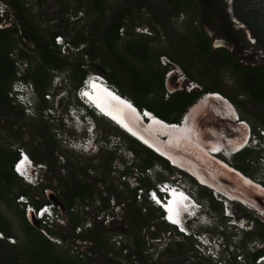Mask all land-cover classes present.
Masks as SVG:
<instances>
[{
	"label": "rangeland",
	"instance_id": "rangeland-1",
	"mask_svg": "<svg viewBox=\"0 0 264 264\" xmlns=\"http://www.w3.org/2000/svg\"><path fill=\"white\" fill-rule=\"evenodd\" d=\"M0 1L5 4V8H11L9 13L0 14V29L15 30L17 33L14 35L16 40L10 38L5 46L12 47L14 55L18 56L19 50L25 48L33 56L18 59L17 69H20L22 78H26L27 70L36 68L39 64L36 46L34 41L20 36L24 32V25L15 8L8 3L10 0ZM17 1L35 34H41L53 43L54 36L59 35L53 33L60 31L66 45L70 46L67 50H64V46L59 48L62 54L72 51V56L64 68L50 71L48 69L51 81L44 98L39 95L41 93H38V96L33 94L35 102L29 112L23 108L25 105L22 103H13V106L15 111L22 109L23 116L0 111V148L16 150L22 147L31 155L32 152L45 153L44 140L34 129V126L41 128L43 124L49 126L47 134L56 144L51 156L56 165L51 169L48 167L40 186L32 185L33 188L20 180V185L9 188L0 180V189H6L8 194L6 197H0V219L7 217L13 223L14 233L18 235L13 236L16 239L15 244L6 239L0 240L1 252L22 259L26 257L25 249L18 246L20 239L26 238L20 216L25 210V205L18 202L17 197L13 199L21 186L30 188L39 200L48 199L47 195L52 190L59 200L70 174L76 171V175L85 179L91 186L93 194L84 199H77L74 205L75 212L79 213L82 220L79 224L80 234H76V230L72 231L70 224L52 229L53 232L68 236V240H62V244L53 241L56 244L55 251L59 254L78 260L80 264H219L209 257L207 252L200 250L194 236L185 238L178 234V229H166L160 222L161 218L156 217L155 207L148 204L145 193L140 194V188L137 189L136 201L133 200L132 192L141 181L147 183L143 186L144 190L157 180L176 177L190 186L200 201L210 204L209 188H201L198 181L185 172L186 170H181L179 166L175 168L169 162L172 169L165 168L161 163H156L149 169L144 168V156L134 151V143L119 128L103 118H94L96 127L87 139L86 129L80 130L83 125L79 117H76V127L72 124L75 120L71 117L69 109L77 108L75 78L77 70L83 66H79V61L83 60L87 73L105 74L115 70L119 86L126 92L127 97L132 98L137 91L142 99L154 102L157 106L168 101L176 90L183 87L186 89L190 83L197 86L192 87V90H202L204 86H209L224 96L227 95L229 100L234 99L238 103L235 108L240 118L246 119L252 133L261 134L259 130H264V100L260 101L248 94L242 87L241 76L222 63V58L228 51L238 58L240 64H264V45L252 46L251 43L256 40L249 27L235 15L233 0H223V4L228 6L230 18L229 15L223 14L226 6L212 10L200 5L198 0L192 2L190 8L174 6L167 0H102L103 11L94 7L93 0ZM243 2L246 11H256L257 17L264 24V0ZM122 14L124 24L119 29L120 36L115 42H108L106 34L109 26L117 15ZM31 28L29 31H32ZM131 39L147 45L149 54H145L139 46L133 47V51H128L127 46ZM206 42L210 45L209 54L201 51L200 45ZM164 63H167V68L163 67ZM131 66L139 70L148 89L136 90V82L129 69ZM156 72L162 75V86L153 79V73ZM47 94L51 98H48ZM205 95L207 93L202 96ZM232 105L234 106L233 103ZM50 107L53 111H50ZM203 110L204 108L199 112L200 115L195 114L192 123H195L200 131L206 132L213 123V118L208 112L202 113ZM210 141L208 139V142ZM263 141L262 137L258 138L257 145H253L248 151L249 157L246 159L230 155L229 158L223 159L228 164L243 166L247 170L246 175L264 186V163L260 158L264 153V147L261 146ZM183 144L185 146V143ZM119 145L120 148H116ZM193 150L195 153L198 151ZM193 150L191 151L194 152ZM111 152H114L113 159L107 162ZM211 154L214 156L212 158H219ZM211 193L213 198L217 199L214 192ZM28 198L31 200L30 196ZM222 198L226 199L224 196ZM227 204L234 217H244L241 221L248 231L229 224L224 212L222 216L213 204V217L210 218L212 226L200 228L208 242L224 239V244H231L235 248L232 254L223 255V264H255L250 262V255L257 248L264 246V215L258 212L264 211L253 205V209L243 207V203ZM221 205L225 207L226 204L222 202ZM216 206L220 207V204ZM132 218L136 219V224L131 222ZM32 226L52 242L46 234L48 230L41 226ZM132 229L141 234L146 244V256L141 259L132 251ZM89 230L104 232L105 243L109 242L112 250L109 254L99 251ZM81 236L87 237L83 239ZM79 237L83 241H77ZM117 250H122V253L116 255Z\"/></svg>",
	"mask_w": 264,
	"mask_h": 264
},
{
	"label": "trees",
	"instance_id": "trees-1",
	"mask_svg": "<svg viewBox=\"0 0 264 264\" xmlns=\"http://www.w3.org/2000/svg\"><path fill=\"white\" fill-rule=\"evenodd\" d=\"M7 1V0H5ZM172 5L178 6V7H186L190 8L192 6V2L194 3L195 0H167ZM8 2V1H7ZM102 0H93L94 7H96L98 10L103 11V8L101 6ZM200 5L206 6L211 8L212 10H217L225 6L223 4V0H198ZM11 5L15 8L18 17L20 18L22 24L24 25V32L20 34L21 37H26L30 41H34V44L36 46V52H37V60L39 61V64H37L36 68L28 69V76L26 75V80H31L35 83L37 90L42 98H44V93L47 91V86L50 84V76L51 73L50 70L64 68L65 64H68L71 58V52L67 54H62L59 46L55 45L54 41L53 43L50 42V39L46 38L45 36H42L41 34H35V30L31 28L30 23L28 20H26L25 14L22 12V7L18 3L17 0H10ZM233 9L236 16H238L239 20L243 21L244 24H246L249 29L251 30L253 36L256 39V42L252 44V46L256 45H264V24L262 23L261 19L258 18V14L256 11H250L245 9V2L243 0H233ZM224 16H228V12L225 11ZM124 24V14L117 15L114 20L111 22L108 31H107V40L108 42H115L117 38H119V29ZM32 29V31H29V29ZM61 34L60 31H57L54 34ZM17 34L15 30L10 29H0V111H3L5 113H13L16 116H23V110L18 108V111H15L13 106V102L11 98L9 97V89L11 88V84L16 78V72H17V66L15 64V60L10 57V52L12 50V47L7 48L6 42L12 38L14 41L15 37L14 35ZM129 35V33H128ZM16 40V39H15ZM129 45L127 46L128 51H133V47L139 46V48L145 53L149 54V49L147 45L144 43H140V41L131 39L129 40ZM201 51L205 54L210 53V45L208 42L203 43L200 45ZM226 54V53H225ZM80 55V58L83 59L82 55ZM140 55V54H139ZM142 55V54H141ZM19 58H22V60L25 58H32L33 56L29 54L27 49L21 48L18 53ZM126 61V60H125ZM124 61V63H126ZM222 63H224V66H228L231 69H233L235 72H237L241 78H242V87L243 89L250 94L252 97L257 98L258 100L262 101L264 100V64L261 65H243L238 62V58L235 57L233 54L228 53L223 56ZM128 63V62H127ZM83 65L85 66V63L83 60L79 61V66ZM79 67V69L76 72V78L75 82L76 85L81 84L83 78L85 77L87 71L84 67ZM111 69H114L112 65H109ZM166 67L167 66H164ZM49 69V71H48ZM132 72L133 78L136 82V90L141 89H148V86L146 84V80H144L143 77H141V74L139 70L131 66L129 68ZM106 76L109 78V80L115 84L120 92L123 95H127L126 92L119 86V78L116 74L115 70L110 72H105ZM153 79L157 80L160 86H162V75L156 73H153ZM148 83V82H147ZM209 91H217L213 90V88L209 86H204L202 90H190L187 91L184 87L181 90H176L174 93H172L170 99L163 103L161 106H157L154 104V102L144 100L138 95V92H135V96H133L131 99L133 100V103L136 104L139 108L145 107L151 110L156 116L166 120L167 122H176L179 123L184 113L187 111V109L192 106L194 103H196L199 99V97L202 96L203 93L209 92ZM227 98L228 96L225 95ZM230 101L234 104V106H238V103L230 98ZM241 117H243L241 115ZM243 119H245L243 117ZM106 120V119H105ZM246 120V119H245ZM109 122L108 120H106ZM112 124L111 122H109ZM114 127H117L115 124H112ZM33 126V125H32ZM49 126L42 125L41 128H37L34 126L35 132L38 136L42 137L45 143V153L36 154L35 152H32V157L38 161V162H44L48 164V167L51 169L55 167L56 161L54 158H52V151H54V148L56 147V144L53 140H51L50 136H48L47 132L49 131ZM119 130L127 136L133 143H134V151L136 153H140L144 156L143 158V164L142 166L144 168H150L156 163H161L164 165L167 169H172L173 167L168 164V161L158 155L156 152H154L149 147L142 144L140 141L135 139L134 137L130 136L129 134L125 133L123 130L119 128ZM251 148H245L240 152H237L234 156H241V158H248ZM50 152V154H49ZM114 152H111L109 156L107 157V162H111L113 159ZM17 157V151L11 150V149H5L0 148V180L3 181L7 187L12 188L13 185H20L21 178H19L15 172L12 170V163ZM234 167L242 171L244 174H247L246 168L243 166H240L238 164H233ZM80 174V171H78ZM249 176V175H248ZM193 179V178H192ZM147 183H141L135 187L132 192L134 194L133 200L136 201V194L137 189L142 188L143 186H146ZM29 185V184H27ZM151 185V184H150ZM32 186V185H29ZM33 187V186H32ZM34 188V187H33ZM206 188V187H201ZM93 194L91 186L88 185V183L83 178H79L78 175H76V171L74 173H71L66 188L63 187L62 189V198L59 199L60 203H62L65 208H67V211L70 216L69 224L71 225L72 231L75 230L76 226H78L81 223V216H79L78 212L70 211L69 208L75 205L77 199H84L87 196H90ZM7 191L4 188L0 189V197H6ZM19 195H26L31 197V203H33L35 206H40L42 203L49 201V199H42L39 200L37 197H35L32 194V191L30 188H24L21 186L18 194L13 196V199H16ZM209 198L211 200V203L213 204L214 208L216 207L217 210H219L220 213H222V205L221 202H217L213 196L211 191H209ZM216 204H220V207H217ZM155 207V206H152ZM163 214V211L159 207H155V215L156 217L161 218ZM21 219L23 220L24 225V231L26 238L20 239V245H18L20 248H24L26 251V257L24 259L20 258L19 256L15 255H8L0 250V264H80L78 260L72 259L69 256H66L64 254H59L55 251V245L53 241L51 242L48 240L44 234L30 223L28 218L26 217L25 210H23L20 214ZM131 222L136 224V219H131ZM161 224L166 228H173L175 230V227L168 224L163 218H161ZM41 228H47L40 223ZM136 226V225H135ZM51 233L59 235L64 241L68 240V236L60 233V232H53ZM91 232L90 235L93 236L96 246L98 247L99 251L109 254L112 250L109 245V242L105 243V236L103 235L104 232H97L95 230H89ZM0 232H3L5 236H16L13 231V223L7 219V217L0 219ZM179 235L189 238V236L184 235L181 232H178ZM133 235V244H132V251L137 255L138 258L141 259V257H145V241L142 239L141 234H137L136 232L131 231V234ZM83 238H86L87 236H81ZM3 240V239H0ZM15 244V243H14ZM144 252V254H143ZM122 250L115 251V254H121ZM258 255H264V246L261 248H257L251 255H250V262L255 263V259ZM128 258V256H127Z\"/></svg>",
	"mask_w": 264,
	"mask_h": 264
},
{
	"label": "bare ground",
	"instance_id": "bare-ground-1",
	"mask_svg": "<svg viewBox=\"0 0 264 264\" xmlns=\"http://www.w3.org/2000/svg\"><path fill=\"white\" fill-rule=\"evenodd\" d=\"M101 87L105 90L102 85ZM107 88L115 92L118 101L126 106L121 105L119 109L116 108L112 98L106 94H102L104 96L99 99L95 97V100L97 106L103 112L102 114L106 115L117 127L138 141L141 142L142 140L146 144L141 143L147 147L150 146L159 150L162 155L171 159L177 166L189 171L187 173L193 178H198L201 183L205 184L206 188H209L207 186L209 185L218 191L234 195L240 204L243 201L247 205H253L264 211V186L233 165L228 164L226 160L212 158L214 156L208 149L211 146H220L222 151L235 149L246 141L249 124L246 123V120L240 118L237 109L230 104L231 101L226 96L218 91L207 92V95L201 96L196 103L190 106L183 123H179L178 126V124H171L156 116L147 108H145V111L142 109L136 110L130 97L122 95L109 85H107ZM87 93L93 96L90 92ZM202 108H204L202 113L208 112L213 118V123L207 128L206 132L200 131L197 125L192 123L195 114L199 113ZM230 113L238 114L239 119L235 121ZM139 114H147L150 123L148 120L141 121ZM238 121L242 122L239 123ZM208 139L211 141L208 142ZM183 143H185V146ZM193 149L198 151L195 153ZM171 193L175 198L181 195L179 190H172ZM218 194L220 195V193ZM166 208L169 211L171 223L177 221L178 216L173 208L169 205ZM164 212L166 213L165 210Z\"/></svg>",
	"mask_w": 264,
	"mask_h": 264
},
{
	"label": "clouds",
	"instance_id": "clouds-1",
	"mask_svg": "<svg viewBox=\"0 0 264 264\" xmlns=\"http://www.w3.org/2000/svg\"><path fill=\"white\" fill-rule=\"evenodd\" d=\"M4 5L5 4L0 1V6L5 7ZM6 10H7L6 13H9L11 8L6 6ZM12 14L14 15V13H12ZM59 35H61V34H59ZM54 38H55V36H54ZM63 40H64V42H62L61 44H64L67 47L70 46L69 44L66 45L64 36H63ZM255 42L256 41H254V43ZM251 44H253V42ZM55 45H57V44L55 43ZM57 46L61 47L62 45H57ZM69 52H71V51L69 50ZM163 65L167 66V63H164ZM57 72H59V71H57ZM24 80H25V82H28V80H26V79H24ZM193 84L194 83H190L186 87V89L188 91L192 90L191 88L192 87L194 88ZM101 85L105 88V90H108L110 92L103 90ZM107 85L113 87V85H115V84H113L109 80V78L106 76V74L89 72V73H86L85 77L82 80V83L76 85V87H75L74 94L76 96L78 104H77V108H75V107L71 108V109H69V112L71 114V117L75 120L72 122V124L75 127H76V122H77L76 115L79 116L81 124L83 125L80 130L86 129L87 134H88L87 139L89 138L90 132H93L95 130V127H96V125H95L96 121L94 119L95 117H100V118L106 119L109 122H111L106 117V115L104 116L103 114H101L99 112V110L101 111V109H99V107L97 106L95 97H97L99 99V98L104 96L102 94H106L112 98L113 103L115 104L116 108H118L117 106L120 107L121 105H124V103H122L121 101H118L117 96L115 95V92H112L109 88H107ZM116 90H118V92L121 93L118 87ZM22 92L25 95L28 94L26 96L28 98L27 104L30 108L33 107L35 99L32 97V95L36 94L38 96V93H39V91L36 88L35 83L32 81V87H29L28 85H26V87H24L22 89ZM87 92H90V94H92L93 96H90ZM204 94L205 93H203L202 95H204ZM125 96H127V95H125ZM39 98H40V96H39ZM41 98H42V96H41ZM49 98H51V97H49ZM90 101L93 102V104H91ZM230 104L232 105V102H230ZM124 106H126V105H124ZM135 108L138 111L143 109V108L145 109V107L139 108L138 106H136V104H135ZM50 111H53L51 109V107H50ZM47 112H48V110H47ZM76 112H77V114H76ZM230 114L232 115L233 118H235V121H237L239 119L238 114H233V113H230ZM139 116L141 118V121H147V120L149 121V116H147V114H139ZM238 122L241 123L242 121H238ZM111 123L114 124L113 122H111ZM149 123H150V121H149ZM243 123L245 124V122H243ZM171 124L176 125V122H173V123L171 122ZM182 126H183V124H182ZM259 131H261V134L259 132L252 133V128L249 127V131L247 133L246 141L242 145L236 147L235 149L233 148V149L224 150V151H222V147H220V146H218V147L211 146V147H208L209 152L213 153L215 156H218L220 159H223L224 157H226V159H227L230 156L233 157L237 152H240L245 148H251L252 149L254 146H256L258 142H255V139H254L255 136L258 135V137H262L264 140V130L260 129ZM141 142H143V141L141 140ZM143 143H145V142H143ZM115 145H118V144H115ZM261 146L264 147V143ZM116 148H120V145L117 146ZM149 148L152 149L154 152H156L161 157H163L164 159H166L173 167H175V168L178 167L171 159L165 157V155H162L159 152V150L152 148L150 146H149ZM16 151H17V149H16ZM24 151H25L26 156L24 159V166L23 167H24L25 172L28 174V178H25L24 175H22V174H17V173H15V174L19 178H21V180H23L26 184L38 187V186H40V184L37 182L36 178L37 177H38V179L40 177L42 178V176L45 173H47L48 166L44 162H37L27 150L24 149ZM218 152H221V153L218 154ZM17 155H18V151H17ZM228 155H230V156H228ZM262 156L264 157V153ZM39 163H41L43 165L40 166V165H38ZM12 166H13V163H12ZM180 169L183 170L182 168H180ZM12 170H13V167H12ZM36 171L38 172L37 174H36ZM185 172H188V171H185ZM35 175H36V177H35ZM196 179L200 183V185H201L200 187H205V184L201 183L198 178H196ZM182 181L183 180H181V179L178 180L176 177H174L172 179L169 178V179L157 180L153 185H149V186L145 187L144 190H143V187L140 188V194L145 193V197L147 198L148 204L150 206L159 207L163 211L161 218H163L168 224L172 225L173 227H175L176 230L178 229L179 232L183 233L186 236H189V237L194 236L195 240L197 242V245H200V248H201L200 250L204 253L207 252L208 256L211 257L212 259L214 258L215 262L222 264L223 262H225V259L222 258L223 255H225L227 253L232 254L235 248H233L232 247L233 245L231 246V244H227V243L224 244L223 243L224 239H223V241L222 240H216L213 243L208 242L206 236L204 235L205 233L202 231V229L200 227H211L212 226L210 224V218L213 217L212 203L210 202V204H209V202L205 203L204 201H200L195 196L194 192L191 190V187L187 186ZM207 186L210 188L209 190L211 192H214L215 196L217 197V199L215 198L217 201L221 202V204H222V202H224L226 204L225 207L222 206L221 215L223 216V212H224V216L227 217L228 223L231 224L232 226H235L236 228H240V230L248 231L249 229L245 228L244 224L241 221V219L244 217H241L240 219H239V217L238 218L234 217L231 210H229V208H228L227 203L240 204L235 199V196L230 195V194H229L230 195L229 196L227 193H223L221 191H218L217 189L210 187L209 185H207ZM172 190L173 191L179 190L181 195H179L176 198L173 197L172 193H171ZM218 193H220V197H219ZM19 196H21V195H19ZM19 196L17 198H19ZM22 196H24L26 199H23L22 201L17 200L18 202L22 203L23 205H26L27 200L30 202L29 198L26 195H22ZM222 196L226 197V199H223ZM157 200L161 201L162 203L158 202ZM49 202H50V200L46 201L44 203H49ZM242 203H243V205H242L243 207H247L249 209L254 208V207L252 208L251 206H248L243 201H242ZM57 204L65 211V213L67 212V214H68L69 211H67V208H65V206L62 205V203L58 202ZM168 205H169V207L173 208V210L177 213V216H178V220L173 222V223H171L172 221L170 220V217H169L170 214H169L168 209L166 208V206H168ZM33 206L36 208L38 207L35 205H33ZM72 207H74V206H72ZM69 210H70V208H69ZM164 210L166 211V213L164 212ZM255 210H257V209H255ZM31 211L34 212V210H31ZM31 211H30V213H31ZM258 212H260V211H258ZM260 213H261V215H264V212L261 211ZM35 216H36V218H38V216L36 214H35ZM27 218L29 220V217H27ZM247 222H248V220L245 223H247ZM252 222L254 223V220H252ZM40 223H42L41 220H40ZM252 228H253V226H252ZM252 228H250V229H252ZM0 233H3V232H0ZM6 237L7 236H5V234H4V237H2L0 239H6ZM205 239L207 241H205ZM225 256H227V255H225ZM255 264H264V255H258L255 259Z\"/></svg>",
	"mask_w": 264,
	"mask_h": 264
},
{
	"label": "built area",
	"instance_id": "built-area-1",
	"mask_svg": "<svg viewBox=\"0 0 264 264\" xmlns=\"http://www.w3.org/2000/svg\"><path fill=\"white\" fill-rule=\"evenodd\" d=\"M6 8L3 6H0V14L4 15V13H6ZM13 15V14H12ZM55 42L57 45H62V47L64 46V50H67V46H65L64 44H61L62 42H64L63 40V36L59 35V36H55ZM13 51L10 52V56L15 60V64L16 66L19 65V56H17V54L14 55V53H12ZM20 69H17L16 75L17 77L14 79V81L11 84V88L8 92L9 97H14L12 98L13 103H18V104H23L25 105L23 108L29 112V106L27 104L28 98L25 96V94L22 92V89L24 87H26V85H28L29 87H32V82L28 81L25 82V80L22 78V74L19 72ZM114 88L117 89V87L115 85H113ZM25 97V98H24ZM47 97H51L49 94H47ZM258 135L255 136V142H258ZM18 151V155L15 158V160L13 161V171L17 174H22L24 175L25 178H28V174L25 172L24 170V159H25V151L24 148L22 147H18L17 148ZM262 159V161L264 162V157H260ZM38 165H43L41 163H39ZM38 172L36 171V174ZM36 177V175H35ZM37 182L41 185V181L42 178L40 177L38 179V177L36 178ZM23 199H26L24 196H19V198H17V200L22 201ZM31 210H34L35 214L38 216V218L41 220L42 224L47 228V230H51L56 226H67L69 225V221H70V216L67 214V212L65 213V211L55 202L50 201L49 203H43L42 205L38 206L37 208L33 206V204H31L28 200L26 201V205H25V213L26 216L29 217V213ZM71 211H75L74 207L70 208ZM76 230V234H80L81 231V225L76 226L75 228ZM47 236L54 242L58 243V244H62V238L60 236H57L53 233H51V231L46 232ZM4 237L3 233H0V238ZM6 239L14 244L16 243V239L13 236H7ZM84 239V238H83ZM77 241L81 242L83 241L80 237L79 239H77ZM120 243V242H118ZM223 264V263H222Z\"/></svg>",
	"mask_w": 264,
	"mask_h": 264
},
{
	"label": "water",
	"instance_id": "water-1",
	"mask_svg": "<svg viewBox=\"0 0 264 264\" xmlns=\"http://www.w3.org/2000/svg\"><path fill=\"white\" fill-rule=\"evenodd\" d=\"M148 109V108H147ZM143 111H145V109L143 108L142 109ZM185 115H186V112L184 113V115L182 116L181 120H180V123H183V120L185 118ZM171 123V122H170ZM173 123V122H172ZM178 124L179 126V123H176ZM48 199L50 201H53V202H56L58 203V199H57V195L52 191L50 190L49 194L47 195ZM29 221H31V223L37 227L40 226V220L38 218H36L35 216V213L33 211H31V213L29 214Z\"/></svg>",
	"mask_w": 264,
	"mask_h": 264
},
{
	"label": "flooded vegetation",
	"instance_id": "flooded-vegetation-1",
	"mask_svg": "<svg viewBox=\"0 0 264 264\" xmlns=\"http://www.w3.org/2000/svg\"><path fill=\"white\" fill-rule=\"evenodd\" d=\"M226 6V5H225ZM228 6H226V11L229 13V10H228V8H227ZM224 11H225V9H224ZM229 15V18H230V14H228Z\"/></svg>",
	"mask_w": 264,
	"mask_h": 264
}]
</instances>
